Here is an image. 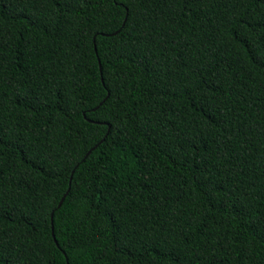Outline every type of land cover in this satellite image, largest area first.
Returning <instances> with one entry per match:
<instances>
[{
    "label": "trees",
    "instance_id": "16d2710c",
    "mask_svg": "<svg viewBox=\"0 0 264 264\" xmlns=\"http://www.w3.org/2000/svg\"><path fill=\"white\" fill-rule=\"evenodd\" d=\"M0 264H264V0H0Z\"/></svg>",
    "mask_w": 264,
    "mask_h": 264
},
{
    "label": "water",
    "instance_id": "95a60500",
    "mask_svg": "<svg viewBox=\"0 0 264 264\" xmlns=\"http://www.w3.org/2000/svg\"><path fill=\"white\" fill-rule=\"evenodd\" d=\"M65 196H66V195H65ZM65 196H63V198H62V200H61V202H60V205L62 204V202H63V200H64Z\"/></svg>",
    "mask_w": 264,
    "mask_h": 264
}]
</instances>
